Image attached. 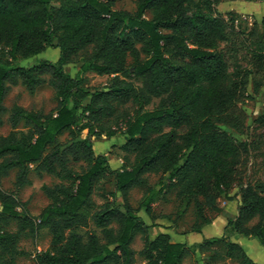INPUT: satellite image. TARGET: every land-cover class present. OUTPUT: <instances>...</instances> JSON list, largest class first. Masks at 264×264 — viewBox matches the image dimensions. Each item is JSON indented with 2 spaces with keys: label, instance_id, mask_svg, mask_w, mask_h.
Wrapping results in <instances>:
<instances>
[{
  "label": "trees",
  "instance_id": "1",
  "mask_svg": "<svg viewBox=\"0 0 264 264\" xmlns=\"http://www.w3.org/2000/svg\"><path fill=\"white\" fill-rule=\"evenodd\" d=\"M199 6L210 10L211 1L139 0L132 15L114 10L111 0H61L57 6L52 0H0V126L8 112L11 127L0 136V180L17 170L18 188L29 183L31 171L60 181L42 186L49 204L37 219L0 193L2 215L17 223L15 232L0 227V264H15L21 235L38 227L48 229L51 240L46 251L34 256V264H134L136 235L144 240L138 253L143 264H183L187 255L214 242H223L225 251H216L210 264H225L219 258L257 264L231 239H255L264 249V184L242 189L238 211L227 218L222 237L190 246L166 233L150 238L151 225L126 203L130 190L145 187V176L155 174L160 175L157 186L139 205L147 216L167 192L183 201L194 199L199 214L198 197L220 213L211 189L222 193L247 153V144L234 136L242 135L246 125L242 105L250 82L255 87L264 83V17L242 29L233 18L194 12ZM147 11L153 13L151 20L145 18ZM49 49L59 50L55 63L20 64ZM141 54L144 59L129 71L128 57L138 61ZM241 54L246 67L237 62ZM76 58L81 65L70 77L65 67ZM89 72L110 77L109 84L88 90L83 76ZM129 73L140 87L127 80ZM19 83L29 93L49 84L56 108L47 115L18 105L7 111L5 96ZM21 123L27 130H17ZM66 131L69 141L59 144ZM117 134L126 156L121 168L111 169L105 155H94L92 140ZM78 150L85 167L76 171L67 156ZM109 179L114 191L106 193ZM117 194L123 211L116 205ZM91 224L93 230L84 231Z\"/></svg>",
  "mask_w": 264,
  "mask_h": 264
},
{
  "label": "rangeland",
  "instance_id": "2",
  "mask_svg": "<svg viewBox=\"0 0 264 264\" xmlns=\"http://www.w3.org/2000/svg\"><path fill=\"white\" fill-rule=\"evenodd\" d=\"M61 0H52L53 5L57 6ZM114 10L124 11L129 14H135L139 0H111ZM211 8L207 10L203 6L195 8L193 11L201 14H212L214 16L224 17L226 19L233 18L235 25L242 29L249 28L254 21L260 22L264 17V0H210ZM145 18L151 20L153 18L152 11L145 13ZM142 45L136 44V48L140 51ZM90 48L82 53L83 57H87ZM244 55L238 56L237 62L246 67ZM59 56L58 49H49L44 53L21 61V65L31 67L37 65L41 61H49L55 63ZM144 55L135 60L132 56L127 59V67L129 71L133 66L142 61ZM79 58L74 59L65 67V72L70 77H75L80 68ZM46 81L50 76L45 75ZM83 85L90 91L103 90L110 82V77L98 75L95 72H89L83 76ZM135 86L140 87L141 81L129 73L127 78ZM249 98L242 105V109L247 115V121L242 135H235L234 139L247 144V153L242 155L241 163L237 174L228 182V185L222 186V193L215 188L211 189V194L216 199V205L221 209L220 213L214 212L204 205L203 198L198 197L197 201L202 203L201 214L197 211L194 199L189 198L182 200L177 198L175 193L167 192L163 198L152 206V217L146 215L143 209L139 208L140 202L150 188L157 186L160 175L149 174L145 176L147 185L142 188H133L130 190L126 203L132 208L136 215L146 224L151 225L149 231L150 238H154L159 233H168L172 240H180L185 236L193 233V230L200 229L202 238L200 243L205 239H217L223 236L227 218L234 217L237 213L241 202V191L246 186H255L264 184V83L260 87H255L252 82L248 86ZM4 106L7 111L14 105L22 107L29 113H39L47 115L51 113L57 106L55 90L49 84H44L35 89L34 93H29L25 86L19 83L17 86H11L4 99ZM9 113L3 115V125L0 126V136H5L11 131L8 122ZM17 130H27L21 123ZM86 137V131L81 138ZM69 131L64 132L59 140V144H65L69 141ZM121 135L108 139L102 136L98 140H92V151L94 155H105L111 169L123 166V157L126 156L125 150L121 146ZM77 146V145H76ZM53 147H49L47 151H51ZM78 155L68 154V165L74 170L79 171L85 167L82 155L78 150ZM17 170L11 171L6 177L0 180V193L12 196L21 206H25L28 215L37 219L41 211L49 204L48 198L42 191V186L53 187L60 181L51 175L43 174L38 176L31 171L28 175L29 183L18 188L16 186ZM106 193L114 191V183L109 179L104 184ZM97 205L102 203L99 196H94ZM116 205L123 211L124 201L120 194L116 195ZM38 224V221H35ZM0 227H4L9 232L17 230V223L14 220L6 222L5 216L1 213L0 206ZM93 230L92 224L84 231ZM97 235L98 230H94ZM234 239H239L241 245L247 255L257 264H264V249L257 240L247 239L235 235L231 241L237 243ZM51 235L46 228L38 227L35 232L26 230L19 241L20 255L16 258L15 264H34V256L46 251L49 248ZM197 244V243H194ZM144 246V240L141 235H136L132 241L131 249L135 252V263L143 264V260L138 255ZM223 254L225 251L224 243L214 242L199 249L195 255H187L183 264H210V257L215 252ZM218 262L225 264H237L236 260L219 258Z\"/></svg>",
  "mask_w": 264,
  "mask_h": 264
},
{
  "label": "crops",
  "instance_id": "3",
  "mask_svg": "<svg viewBox=\"0 0 264 264\" xmlns=\"http://www.w3.org/2000/svg\"><path fill=\"white\" fill-rule=\"evenodd\" d=\"M119 168H121V167H119ZM119 168H116V169H119ZM166 234H168V233H166ZM201 238H202V235L200 232V233H191V234L185 236L184 238H181L180 240H176V241L173 240V241L177 242V243H185L188 246H190V245H193L194 243H200ZM234 240L239 244V242H240L239 239H234Z\"/></svg>",
  "mask_w": 264,
  "mask_h": 264
}]
</instances>
